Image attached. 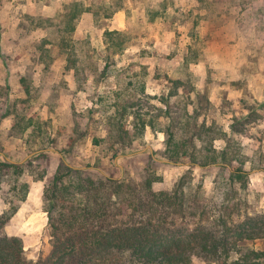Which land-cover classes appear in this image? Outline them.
<instances>
[{
	"label": "rangeland",
	"instance_id": "rangeland-1",
	"mask_svg": "<svg viewBox=\"0 0 264 264\" xmlns=\"http://www.w3.org/2000/svg\"><path fill=\"white\" fill-rule=\"evenodd\" d=\"M71 1L0 0V153L21 162L35 155L23 176L0 179V214L19 202L4 233L20 237L30 259L49 253L44 192L60 152L94 179L103 172L137 182L148 171L155 192L171 190L190 170L191 194L233 206L231 229L247 216L263 217L264 0H80L89 10L74 30L58 31ZM119 11L131 42L105 66L104 30ZM137 114L156 119L157 130L134 131ZM168 124L173 143L160 129ZM121 125L136 138L124 140ZM122 141L127 156H120ZM189 152L202 161L225 152L248 174L230 184L225 169L169 159ZM243 232L255 237L238 240L223 261L197 257L192 264H264V255L242 261L244 252L264 251V232Z\"/></svg>",
	"mask_w": 264,
	"mask_h": 264
},
{
	"label": "trees",
	"instance_id": "trees-1",
	"mask_svg": "<svg viewBox=\"0 0 264 264\" xmlns=\"http://www.w3.org/2000/svg\"><path fill=\"white\" fill-rule=\"evenodd\" d=\"M88 10L80 0L65 3L57 30H74L76 18ZM104 38L107 66L114 55L122 53L130 44L131 35L106 29ZM58 47L66 53L69 62L70 52L65 43H60ZM20 80L26 94H29L25 76ZM135 116L134 131L138 129L142 134L146 125L157 130V121L153 117ZM160 129L165 131L168 142L173 143V127L168 124ZM122 130L121 125L119 133ZM134 131L124 130L122 138L132 141L137 136ZM127 150L122 141L123 153L120 156H127ZM60 153L64 160H61L51 185L44 192L49 205V253L30 259L24 253L20 237L4 233V225L18 209L19 202L11 203L9 210L0 214V264H192L197 257L219 263L231 254L238 240L255 237L245 234L244 230L264 232V216L256 220L247 216L243 222L234 225L235 230L231 229L233 206L209 204L204 195L191 194L190 170L181 175L171 190L155 192L152 190L154 177L148 171L137 182L124 174L118 177L103 172L102 178L94 179L84 174L85 169L67 163V156ZM225 155L221 152L219 158L212 155L202 161L193 152L171 153L169 159L172 164L188 167L197 165L225 169L226 178L232 184L248 172L241 167H233L232 162L226 161ZM33 157L21 162L0 153V179L10 172L16 177L23 176L25 165ZM181 157H186L187 161L183 162ZM21 189L19 201L25 199L28 184L24 182ZM212 208L214 213L209 214ZM187 215L197 219L188 221L185 218ZM232 231L240 236H234ZM243 254L242 261H247L251 254L261 256L264 251Z\"/></svg>",
	"mask_w": 264,
	"mask_h": 264
},
{
	"label": "crops",
	"instance_id": "crops-1",
	"mask_svg": "<svg viewBox=\"0 0 264 264\" xmlns=\"http://www.w3.org/2000/svg\"><path fill=\"white\" fill-rule=\"evenodd\" d=\"M124 23H125L124 17L122 15L121 11H119L118 13H116L114 15L113 20L111 21L110 29L111 30H120L124 27Z\"/></svg>",
	"mask_w": 264,
	"mask_h": 264
}]
</instances>
